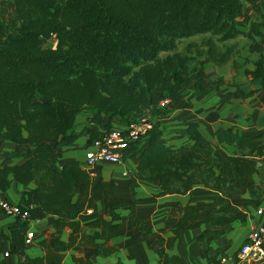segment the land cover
I'll use <instances>...</instances> for the list:
<instances>
[{"label": "trees", "instance_id": "trees-1", "mask_svg": "<svg viewBox=\"0 0 264 264\" xmlns=\"http://www.w3.org/2000/svg\"><path fill=\"white\" fill-rule=\"evenodd\" d=\"M252 13L263 18L259 0H0V148L5 141L15 143L13 157L21 159L0 165V191L12 182L32 183V189L21 192V200L30 206L29 219L49 214L58 218L55 243L50 247L41 242L40 257H29L16 236L25 232L28 220L11 230L17 264L51 260L59 264L57 252L82 246L109 255L115 251L110 244L113 233L126 225L151 233V222L136 216L134 198L113 200L112 179L95 181L77 160L57 167L56 154L77 138L74 120L84 107L92 110L89 122L94 124H100L104 115L127 123L151 110L164 113L160 101H179L187 86L195 94L207 92L201 83L203 67L194 55L174 52L161 58L160 52L173 50L181 38L204 33L223 41L243 34L250 39L248 49L254 51L260 42L252 34L261 33L255 27L242 29ZM260 22L264 25V18ZM52 36L55 47L44 46ZM229 51L219 55L210 45L207 55L223 64ZM255 66L246 73L260 77L264 85L262 58ZM197 126L190 122L187 127L193 144L171 147L151 129L144 145L140 141L123 155L124 159L138 152L135 174L166 194H189L199 185L219 193L209 205H177L167 213L160 231L172 233L169 245L182 238L183 230L203 223L209 225L207 243L220 239L235 221L246 217L232 206V198L248 193L258 204L264 196V130L236 134L220 127L217 143L234 146L224 156L197 147L204 140ZM89 134L91 140L96 138L94 132ZM255 176L260 177L257 182ZM134 181L131 176L132 189ZM94 192L100 214L87 225L96 231L80 241L82 225L77 217L88 208L97 209ZM121 206H130V212L120 215ZM65 227L70 233L62 241L59 235ZM149 247L158 255L156 264L162 260L183 264L164 251L162 242L151 240ZM74 264L91 263L75 257Z\"/></svg>", "mask_w": 264, "mask_h": 264}, {"label": "crops", "instance_id": "crops-1", "mask_svg": "<svg viewBox=\"0 0 264 264\" xmlns=\"http://www.w3.org/2000/svg\"><path fill=\"white\" fill-rule=\"evenodd\" d=\"M261 12L264 18V0H259ZM248 27V24H247ZM261 34H252L260 45L254 51L248 48L238 58L236 66H217L213 61L203 62V76L201 83L208 88L207 92L195 94L191 88L182 91L183 97L176 102H170L163 107L164 113L157 114L154 111L147 112L146 116L151 122L152 129L160 132L171 147L182 144H193V136L187 133L190 122L197 123L199 133L204 137L198 142V148H207L216 155L228 156L227 151H233V145H219L216 132L220 127L228 129L236 134H255L264 130V85L260 77H253L246 71L255 69V62L262 58L264 64V25L257 22L252 25ZM247 31L246 26L242 28ZM225 62V64H227ZM233 79V80H232ZM212 86V87H211ZM210 87V88H209ZM92 110L84 107L75 117L74 132L78 134L70 146L60 148L56 154V166L61 167L69 160H77L80 166L88 171L96 180L112 179L115 183L113 200L121 202L134 198L136 216L143 221L151 222V233L146 234L141 230L126 225L117 229L110 239V244L115 251L106 256H100L95 249L82 246L80 250L67 249L57 252L59 264H74V258L89 260L91 264H156L158 255L149 247L151 240L163 243L164 251L168 255H174L181 259L183 264H225L220 262V255L235 256L246 235L264 220V215L256 213L258 207L264 208V196L258 204L252 202L248 193L238 195L231 199L234 207L246 213L245 220L235 221L233 228L220 239L206 242L209 225L201 224L199 227L183 230L182 238L176 239L172 245L167 244L171 232H161L167 213L177 205L202 204L209 205L219 193L216 190L195 186L189 194H166L155 184L145 181L135 174L138 162V152H133L120 163H97L86 166L84 163V150L89 145L91 138L89 132L96 137L104 134L108 129H123L126 122L117 116L104 115L100 124L89 122ZM109 124V126H107ZM146 138L141 140L144 145ZM17 145L11 141H5L0 148V165L15 164L21 159L13 157V151ZM224 152L226 154H224ZM131 176L135 177L133 189L130 186ZM255 181L258 179L255 176ZM34 185L26 186L12 182L6 191H0V201L23 202L21 192L30 190ZM97 209H86L77 219L82 225L78 240L84 241L96 230L87 225L100 214L98 192L93 194ZM130 206H121L117 209L120 215H127ZM209 207L207 206L205 211ZM57 216L49 214L43 218L30 219L27 222L25 232H18L17 238L24 245L29 257H40L44 250L40 243L44 242L52 247L57 238L55 224ZM24 221L6 215L0 210V264L7 260L17 264V255L14 252L11 241V230L18 227ZM31 233L29 243H24L27 234ZM70 229L65 227L59 235L62 241H67ZM49 264H56L51 260ZM160 264H172L162 260ZM246 264H264L246 263Z\"/></svg>", "mask_w": 264, "mask_h": 264}, {"label": "built area", "instance_id": "built-area-1", "mask_svg": "<svg viewBox=\"0 0 264 264\" xmlns=\"http://www.w3.org/2000/svg\"><path fill=\"white\" fill-rule=\"evenodd\" d=\"M170 103L169 99L161 100L160 107ZM152 129L150 120L146 115L130 119L123 129L111 128L101 136L90 141L84 150V163L92 166L97 163L117 164L123 160L124 151L140 142ZM264 162V159H263ZM24 202L0 201V210L6 215L21 221L30 220L28 208ZM256 213L264 215V208L258 207ZM31 233L27 234L24 243H29ZM220 262L225 264L261 263L264 261V220L253 228L240 245L235 256L220 255Z\"/></svg>", "mask_w": 264, "mask_h": 264}, {"label": "rangeland", "instance_id": "rangeland-1", "mask_svg": "<svg viewBox=\"0 0 264 264\" xmlns=\"http://www.w3.org/2000/svg\"><path fill=\"white\" fill-rule=\"evenodd\" d=\"M261 19L263 18L259 17V15L257 14H254V13L250 14V18L248 22L245 24L247 31H249V27L251 28L252 25H255L257 22H260ZM247 24H248V27H247ZM249 43H250V39H248V37L243 34H239L235 38L224 40V41L220 40L218 35H211L210 33L197 34L194 36H190L187 38H181L177 40L176 46L173 50L160 52L159 57L163 58L167 54H172L174 52L185 53L189 55H194L196 59L198 60V63L202 65L203 62H207L208 60L209 61L211 60V58L207 55V50L209 49V46L212 45V47L214 48V52L219 55L224 53V51H226L227 48L231 49V51H229L230 55L227 61L231 62L230 65H231V68H233L234 66H236L237 60L238 58L241 57V54L243 53V51H246V49L248 48ZM43 45L55 47L56 40L52 36L48 39H45ZM214 63L217 66H222V64H218L216 62ZM227 65L228 63L227 64L224 63V66H227ZM222 69H224L223 66H222ZM185 88H190V86H187ZM226 153L230 154L231 151H227ZM226 153L224 152V154ZM257 179L259 180L260 177L257 176Z\"/></svg>", "mask_w": 264, "mask_h": 264}]
</instances>
